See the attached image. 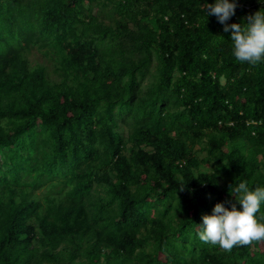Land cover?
Masks as SVG:
<instances>
[{
	"label": "trees",
	"instance_id": "trees-1",
	"mask_svg": "<svg viewBox=\"0 0 264 264\" xmlns=\"http://www.w3.org/2000/svg\"><path fill=\"white\" fill-rule=\"evenodd\" d=\"M0 264H264V0H0Z\"/></svg>",
	"mask_w": 264,
	"mask_h": 264
},
{
	"label": "rangeland",
	"instance_id": "rangeland-1",
	"mask_svg": "<svg viewBox=\"0 0 264 264\" xmlns=\"http://www.w3.org/2000/svg\"><path fill=\"white\" fill-rule=\"evenodd\" d=\"M29 59L31 60L32 63H36V62L46 63L45 58L37 49L31 50L29 54Z\"/></svg>",
	"mask_w": 264,
	"mask_h": 264
}]
</instances>
